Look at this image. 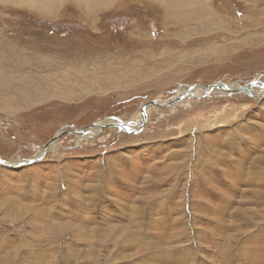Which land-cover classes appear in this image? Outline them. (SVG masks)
I'll return each mask as SVG.
<instances>
[{"label": "rangeland", "instance_id": "rangeland-1", "mask_svg": "<svg viewBox=\"0 0 264 264\" xmlns=\"http://www.w3.org/2000/svg\"><path fill=\"white\" fill-rule=\"evenodd\" d=\"M55 2L0 0V158L35 159L0 164V264H264V0L177 19L166 0ZM219 82L261 94L188 96L36 158Z\"/></svg>", "mask_w": 264, "mask_h": 264}, {"label": "bare ground", "instance_id": "bare-ground-1", "mask_svg": "<svg viewBox=\"0 0 264 264\" xmlns=\"http://www.w3.org/2000/svg\"><path fill=\"white\" fill-rule=\"evenodd\" d=\"M16 1H19V2H22V3H32L34 6H36V7H38L39 9H41V10H45V11H47L48 9H50V5L52 4V2H55L56 0H16ZM58 1H60V0H58ZM62 1V0H61ZM78 1H80L81 3H83V4H85L86 6L87 5H101V4H103V3H105L107 0H78ZM202 0H166V2L167 3H169L170 4V6H171V8L169 7V8H167V10L169 11V15H171L172 16V18L174 17V18H176L177 19V17L176 16H178V14H179V16H184V15H186V14H191L192 16L193 15H196V13L198 14V12L200 11L201 12V10H199L198 8H196V7H194L196 4H198V3H200ZM206 2V1H205ZM56 3V2H55ZM182 4V5H181ZM204 4V3H203ZM176 5H178L177 7H178V9H181V7L180 6H189V7H191V8H189L188 9V11L189 12H184V11H182V13L181 12H179L176 8L175 9H173ZM52 6V5H51ZM203 6V5H202ZM206 6H208V5H206ZM192 7H194V8H192ZM169 9H171V10H169ZM185 9V8H184ZM205 9V8H204ZM183 10V9H182ZM199 10V11H198ZM210 10V9H209ZM207 11V10H206ZM205 12V11H204ZM203 12V13H204ZM212 12V11H211ZM208 14H210V13H208ZM213 14V13H212ZM170 17V16H169ZM187 17V16H186ZM181 18V17H180ZM179 17H178V19H180ZM188 18V17H187ZM191 18H193V17H191ZM176 19H175V21H176ZM185 19V18H184ZM183 19V20H184ZM205 21V20H204ZM204 24H205V22H203ZM0 50H1V52L3 51L2 50V48H1V46H0ZM0 52V53H1ZM6 54V53H5ZM3 57V56H2ZM9 57V56H8ZM10 59V58H9ZM19 65V64H18ZM8 66V65H7ZM20 67V66H19ZM1 69H2V67H0ZM8 72V71H7ZM4 73V71H3V69H2V73H1V75ZM12 77V76H11ZM2 79V78H1ZM6 79H8L7 78V76L3 79V80H6ZM13 82V80L10 82V83H12ZM1 83V82H0ZM2 84V83H1ZM4 85V84H3ZM226 87H228V88H231V89H237V88H239V86H237V85H234V84H227V86ZM262 88V87H261ZM189 89V88H188ZM262 89H264V86H263V88ZM205 91H207V88H206V86L204 87V86H199V85H195V86H193V89H192V93H193V95L194 96H191V98H198V97H201L204 93H205ZM186 92V91H185ZM185 92H178L177 94H176V96L175 97H173L171 100H166V101H172V100H174V99H176V98H178L179 96H182ZM215 92H218V93H228L224 88H222V89H220V88H213V89H209V94L208 95H210V94H213V93H215ZM246 92V91H245ZM247 93H249V94H252V95H254V96H258V95H260L261 94V92L260 91H258V92H256V91H254V90H250V91H248ZM190 98V97H189ZM189 98H184V99H181V100H179V101H177L176 103H174V104H172L171 106H174V105H176V104H181V103H186L187 102V100H190ZM157 101H162V100H157ZM144 106V105H143ZM143 106H141L140 107V110H139V113L136 115V117L134 118L135 119V122H138V124H137V126H139L140 127V123H142L143 122V117H144V114H143V112H142V109H143ZM152 107H154V106H146V104H145V115H147V113L149 112V110H150V108H152ZM156 107V106H155ZM149 114V113H148ZM122 119V118H121ZM132 120V119H131ZM130 120V121H131ZM122 121L125 123V122H128V121H126V120H124V119H122ZM113 123H115V124H117L119 127H120V129H121V126L119 125V124H121V122H118V120H115V119H113V118H105V119H103V120H100V121H97L96 122V125L95 126H89L88 128H85V133L84 134H75V136L77 137V138H79L80 140H81V142H83L84 143V141L85 140H87V139H89V138H93V137H95L96 135H97V133H99V131L100 130H103V128L104 127H102V126H105V125H107V126H110V124H113ZM119 123V124H118ZM138 127V128H139ZM128 128H130V129H132L130 126H128ZM82 129V128H81ZM81 129H78V130H81ZM64 130H66V129H64ZM121 130H123V129H121ZM136 130V129H135ZM61 131H63V130H61ZM123 131H125V130H123ZM60 133V132H59ZM58 141H59V138L58 139H56L55 141H53L50 145H48L47 146V149H46V151H48V150H52V149H54L55 148V146L57 145V143H58ZM43 154H44V146L43 147H41L40 148V150L38 151V156L39 157H36V158H38V159H41L42 157H43ZM23 162L24 161H22L21 163H20V161H14L13 159H10V160H5V163L6 164H8V166H11V165H20V164H23Z\"/></svg>", "mask_w": 264, "mask_h": 264}, {"label": "water", "instance_id": "water-1", "mask_svg": "<svg viewBox=\"0 0 264 264\" xmlns=\"http://www.w3.org/2000/svg\"><path fill=\"white\" fill-rule=\"evenodd\" d=\"M257 83L256 82H253L251 83L250 85H247V86H243V87H239L237 89H231V88H228L226 87L227 84L226 83H223V82H219V83H213V84H208V85H205L206 88H207V91H205V95H208L209 94V89H213V88H224L229 94H233V93H238V92H248L250 91V89L256 85ZM193 86L195 85H190L189 86V89L182 95V96H179L178 98L172 100V101H157V100H153V101H150L146 104V106H159V107H167V106H171L172 104L176 103L177 101L181 100V99H184L188 96H194L193 93L191 92L192 89H193ZM142 112L144 114V117H143V122L141 123L140 127L136 130L134 129H130L128 128L129 126V122H123L121 118H113L115 120H118V122H121V124H119L121 126V129L125 130V132H128V133H134V132H137L139 131L143 126H144V123H145V120H146V115H145V105L143 106V109H142ZM96 125V122L93 123L91 126H95ZM107 125L105 126H102V127H106ZM66 133H70V134H84L85 133V128H82L81 130H78V129H74L72 131H61L60 133L56 134L54 136V138H52L45 146H44V153L46 152V149H47V146L50 145L53 141H55L56 139L60 138L61 136L65 135ZM35 159H32V160H27L26 162H23V164H29L31 162H33ZM0 164L1 165H5V166H8V164L5 163V160L1 159L0 158Z\"/></svg>", "mask_w": 264, "mask_h": 264}]
</instances>
